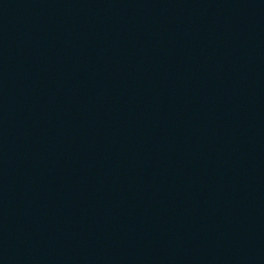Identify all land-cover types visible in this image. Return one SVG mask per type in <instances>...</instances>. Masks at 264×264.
<instances>
[{"label":"water","instance_id":"95a60500","mask_svg":"<svg viewBox=\"0 0 264 264\" xmlns=\"http://www.w3.org/2000/svg\"><path fill=\"white\" fill-rule=\"evenodd\" d=\"M264 68V0H0V264H154Z\"/></svg>","mask_w":264,"mask_h":264}]
</instances>
